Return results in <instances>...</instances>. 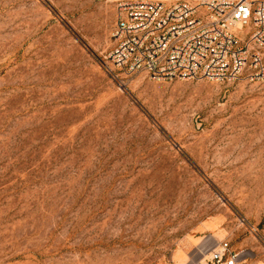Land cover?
<instances>
[{
    "label": "rangeland",
    "instance_id": "rangeland-1",
    "mask_svg": "<svg viewBox=\"0 0 264 264\" xmlns=\"http://www.w3.org/2000/svg\"><path fill=\"white\" fill-rule=\"evenodd\" d=\"M116 26L0 0V264H264V82L112 75Z\"/></svg>",
    "mask_w": 264,
    "mask_h": 264
},
{
    "label": "built area",
    "instance_id": "built-area-1",
    "mask_svg": "<svg viewBox=\"0 0 264 264\" xmlns=\"http://www.w3.org/2000/svg\"><path fill=\"white\" fill-rule=\"evenodd\" d=\"M115 71L154 81L264 82V0H114ZM205 264H263L218 241Z\"/></svg>",
    "mask_w": 264,
    "mask_h": 264
},
{
    "label": "bare ground",
    "instance_id": "bare-ground-1",
    "mask_svg": "<svg viewBox=\"0 0 264 264\" xmlns=\"http://www.w3.org/2000/svg\"><path fill=\"white\" fill-rule=\"evenodd\" d=\"M187 247V246H186ZM181 254V253H180Z\"/></svg>",
    "mask_w": 264,
    "mask_h": 264
}]
</instances>
